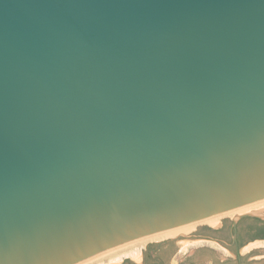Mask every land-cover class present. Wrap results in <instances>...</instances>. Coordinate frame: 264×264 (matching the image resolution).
Returning a JSON list of instances; mask_svg holds the SVG:
<instances>
[{"label": "water", "instance_id": "1", "mask_svg": "<svg viewBox=\"0 0 264 264\" xmlns=\"http://www.w3.org/2000/svg\"><path fill=\"white\" fill-rule=\"evenodd\" d=\"M259 204L264 0H0V264Z\"/></svg>", "mask_w": 264, "mask_h": 264}, {"label": "rangeland", "instance_id": "2", "mask_svg": "<svg viewBox=\"0 0 264 264\" xmlns=\"http://www.w3.org/2000/svg\"><path fill=\"white\" fill-rule=\"evenodd\" d=\"M243 209L264 213V204L251 205L210 217L211 219L207 218L162 233L131 240L79 264H119L122 259H128L126 264L148 263L150 261L148 254L152 253L149 249L155 247L158 242L168 239L172 241L162 255L164 264H264V239L248 242L247 236L243 235L240 246L230 245L231 219L238 213L246 212H238ZM250 223H253L251 219L241 222L242 225ZM133 248L138 249L140 255L136 258L125 256L124 253L130 252ZM108 252L112 253L111 256L119 253L122 257L115 260L103 257L107 256L105 254ZM156 263L159 264L158 261Z\"/></svg>", "mask_w": 264, "mask_h": 264}, {"label": "flooded vegetation", "instance_id": "3", "mask_svg": "<svg viewBox=\"0 0 264 264\" xmlns=\"http://www.w3.org/2000/svg\"><path fill=\"white\" fill-rule=\"evenodd\" d=\"M241 219L238 221L235 229H230V245L232 247L239 246V243L242 242L243 235L247 236V239H249L251 235L257 233V230L252 229L250 227V224L242 225ZM232 234H235V240L232 239ZM249 241L252 240H248V242ZM164 248H165L164 246H161L159 249L153 250L151 254H148L151 263H142V264H155L156 261H158L159 264H164V259L162 256Z\"/></svg>", "mask_w": 264, "mask_h": 264}, {"label": "trees", "instance_id": "4", "mask_svg": "<svg viewBox=\"0 0 264 264\" xmlns=\"http://www.w3.org/2000/svg\"><path fill=\"white\" fill-rule=\"evenodd\" d=\"M245 219H251V221L253 223H250V227L252 229H256L257 230V233L254 234V235H251L249 237L248 240H254V239H264V221L258 219V218H255V217H243L241 219L242 220H245ZM229 240H230V236H229ZM242 242L239 243V246L241 245ZM165 248L163 250V253L166 251V249H168L170 247V242L169 243H166L163 245ZM128 262V259H125L121 264H124ZM148 263H151L150 261ZM155 264H158V263H155Z\"/></svg>", "mask_w": 264, "mask_h": 264}, {"label": "bare ground", "instance_id": "5", "mask_svg": "<svg viewBox=\"0 0 264 264\" xmlns=\"http://www.w3.org/2000/svg\"><path fill=\"white\" fill-rule=\"evenodd\" d=\"M250 209H243V210H238V212L240 211V212H242V211H249ZM235 211H237V210H235ZM215 217V216H214ZM209 219H211V218H209ZM208 219V220H209ZM173 229V228H172ZM167 230H170V229H167ZM167 230H164V231H167ZM164 231H161V233L162 232H164ZM158 233H160V232H158ZM155 234H157V233H155ZM151 235H154V234H151ZM147 236H149V235H147ZM143 237H145V236H143ZM140 238H142V237H140ZM109 250V249H108ZM107 251V250H106ZM103 252H105V251H103ZM103 252H101V253H103ZM101 253H99V254H101ZM114 253H116V252H114ZM122 253V252H121ZM111 252H108V254L106 253L105 255H107V256H103V257H107V258H109V259H118L119 257H122V256H120L121 254H119V253H116L115 255L116 256H111ZM125 254V256H131V257H133V258H136V257H138L139 255H140V253H139V250L138 249H136V248H133V250H131L130 252H125L124 253ZM98 255V254H97ZM97 255H95V256H97ZM95 256H93V257H95ZM92 258V257H91ZM90 259V258H89ZM88 260V259H87ZM86 261V260H85Z\"/></svg>", "mask_w": 264, "mask_h": 264}, {"label": "crops", "instance_id": "6", "mask_svg": "<svg viewBox=\"0 0 264 264\" xmlns=\"http://www.w3.org/2000/svg\"><path fill=\"white\" fill-rule=\"evenodd\" d=\"M204 237H207V236H204ZM204 239H206V238H204ZM212 239V238H211ZM166 244V243H165ZM164 245V244H163ZM162 245V246H163ZM125 259H122L120 262L122 263L123 261H124ZM121 263H119V264H121ZM124 264H126V263H124Z\"/></svg>", "mask_w": 264, "mask_h": 264}]
</instances>
